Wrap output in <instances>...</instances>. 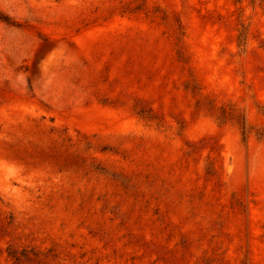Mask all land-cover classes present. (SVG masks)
Masks as SVG:
<instances>
[{
    "label": "rangeland",
    "instance_id": "obj_1",
    "mask_svg": "<svg viewBox=\"0 0 264 264\" xmlns=\"http://www.w3.org/2000/svg\"><path fill=\"white\" fill-rule=\"evenodd\" d=\"M0 16V264H264V0Z\"/></svg>",
    "mask_w": 264,
    "mask_h": 264
},
{
    "label": "trees",
    "instance_id": "obj_2",
    "mask_svg": "<svg viewBox=\"0 0 264 264\" xmlns=\"http://www.w3.org/2000/svg\"><path fill=\"white\" fill-rule=\"evenodd\" d=\"M0 21H2V22H5V23L9 24V22H8L7 18H5L4 16H0Z\"/></svg>",
    "mask_w": 264,
    "mask_h": 264
}]
</instances>
